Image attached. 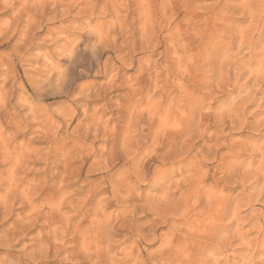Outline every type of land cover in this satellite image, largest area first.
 Instances as JSON below:
<instances>
[{
    "label": "clouds",
    "instance_id": "1",
    "mask_svg": "<svg viewBox=\"0 0 264 264\" xmlns=\"http://www.w3.org/2000/svg\"><path fill=\"white\" fill-rule=\"evenodd\" d=\"M0 264H264V0H0Z\"/></svg>",
    "mask_w": 264,
    "mask_h": 264
}]
</instances>
